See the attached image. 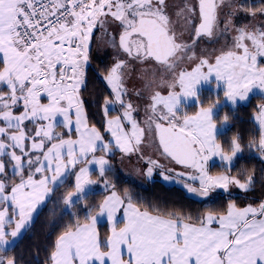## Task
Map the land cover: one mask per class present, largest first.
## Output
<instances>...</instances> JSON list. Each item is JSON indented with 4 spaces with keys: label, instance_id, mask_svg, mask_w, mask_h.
Instances as JSON below:
<instances>
[{
    "label": "snow or ice",
    "instance_id": "1",
    "mask_svg": "<svg viewBox=\"0 0 264 264\" xmlns=\"http://www.w3.org/2000/svg\"><path fill=\"white\" fill-rule=\"evenodd\" d=\"M169 7L174 5L168 0H0V87L8 89L0 91V264H17L3 253L69 177L74 188L63 203L75 219L55 240L50 264H264V202L241 208L230 201L224 213L209 210L191 222V216L142 209L129 189L117 191L109 178L113 166L108 157L117 151L139 154L148 177L156 169L163 175L165 169L159 159L141 151L145 128L126 99L127 60L117 58L103 76L112 93L100 106L103 132L89 122L81 88L90 42L94 30L109 23L121 28L112 46L124 56L173 70V80L161 81L170 89L168 94L153 91L146 107L150 115L145 123L155 134L159 155L184 169L168 168L171 175L164 179H179L201 198L216 190L228 193L232 186L247 191L253 176L248 169H242L243 180L232 175L234 162L246 148L264 161V102L256 104L258 135L246 145L234 135L227 150L216 121L219 99L208 107L199 104V86L213 76L218 89L223 82V95L233 107L252 95L264 98V28L234 26L240 13L254 19L264 16V3L198 0L194 6L184 0L175 14L184 17L186 32L191 29V43L174 30ZM197 10L199 23L193 27ZM221 18L223 31L237 33L234 44L220 50L214 62L197 58L193 51L187 58L199 62L191 71L176 73L179 53L194 49L201 36L217 35ZM190 101L199 105L194 114L185 110ZM18 107L22 111L17 114ZM113 109L120 114L110 115ZM228 120L225 115L223 123ZM26 122L37 126L28 129ZM57 127L66 129L67 138L55 131ZM217 163L225 171L212 174L210 166ZM100 184L106 194L90 205L87 197ZM76 205L82 206L83 219L76 216ZM102 219L110 225L103 241L98 229Z\"/></svg>",
    "mask_w": 264,
    "mask_h": 264
},
{
    "label": "trees",
    "instance_id": "2",
    "mask_svg": "<svg viewBox=\"0 0 264 264\" xmlns=\"http://www.w3.org/2000/svg\"><path fill=\"white\" fill-rule=\"evenodd\" d=\"M242 2H249V0H242ZM251 3H264V0H250ZM251 17L248 15V18ZM260 27L264 28V16H257ZM247 18V17H246ZM247 18V19H248ZM112 29V28H110ZM98 31V30H97ZM100 32H102L100 30ZM102 32L101 34H103ZM110 33V40L112 41V32ZM93 42L89 48V65L86 70L85 86L81 89L84 106L88 111L89 122L96 124L102 131V114L100 106L105 96H110V92L104 82L103 75L111 68L110 53H102V47L99 48L98 41L99 31L95 33ZM115 39L116 34L114 33ZM117 41V40H116ZM98 42V43H97ZM98 49L101 50L97 53ZM200 97L203 98L202 103H211L213 95L204 90ZM264 102V98L259 95H252L245 104H238L235 107H230L228 104H223L218 109L216 117L227 115L229 120L225 129L219 136L220 142L224 145L225 150L228 149L229 141L232 136L239 134L241 143L246 145L247 141L259 133L258 126L253 119L256 112V104ZM21 108L15 109L18 113ZM30 123L26 122V128H30ZM57 131L64 133L67 138V131L63 127H57ZM75 136V133L72 134ZM99 154V153H98ZM119 155V159H118ZM110 159L113 172L109 175L111 181L116 185L117 191L123 192L125 188L118 184L119 181L128 184L133 202L142 209L147 208L153 213H160L167 215L168 213H180L184 217L191 216V221H197V217L202 216L207 211L211 210L214 213L222 214L226 211L227 205L230 201H234L236 205H242L243 202L264 200V162L255 153H248L247 148L245 152L237 159L235 166L232 168L231 174L244 179L242 169H248L249 174L253 176L252 187L244 191L242 194H222L214 198L202 199L195 197L190 193H185L182 183H169L163 179H148L144 181L143 186H138L131 181H127L121 172L120 168V152H115L114 155L108 157ZM212 173L225 171L224 168L217 164L210 167ZM93 179H97V174H93ZM145 185V187H144ZM96 186H94L95 188ZM99 187V185H97ZM137 187L140 190H137ZM73 178L69 177L64 184L38 207L32 221L27 226L23 234L17 241L9 247V250L4 252L10 258L15 259L17 264H50V252L54 247V242L57 237L67 229V226L75 219L70 215L66 206L63 203V198L68 191L73 190ZM103 188L94 190V193L87 197L88 203L94 204L101 200L106 194L102 191ZM142 191V192H141ZM142 195H147L143 196ZM260 203V202H258ZM75 214L80 219H83L85 212L81 205H76ZM98 229L100 235L107 233L106 224H99Z\"/></svg>",
    "mask_w": 264,
    "mask_h": 264
},
{
    "label": "rangeland",
    "instance_id": "3",
    "mask_svg": "<svg viewBox=\"0 0 264 264\" xmlns=\"http://www.w3.org/2000/svg\"><path fill=\"white\" fill-rule=\"evenodd\" d=\"M168 3L170 5H174V7L168 8V13L171 16V20L173 22L172 26H173L174 30L176 31L177 34L183 33L182 40L184 42L191 43L192 39H193V34L191 32V29H189V31L186 32L185 26H184V17L183 16H177L175 14L179 10L180 6L183 5L184 0H168ZM197 3H198V0H192V4L194 6H196ZM246 17L248 18V15L245 13L238 14L235 17L234 26L239 27L242 24H255V26L257 28H263L262 26L260 27V25H259L260 23L258 21V17H256L255 19L253 17H249L247 19ZM198 23H199V19H198V10H197V19H195L192 22V26L194 27V26L198 25ZM224 27H225V22H224L223 18H221L220 22H219V30H218L217 35H214L213 37L201 36L200 38H198L196 40V45H195L194 49L185 50L183 53H179V55H181L182 59H180L177 62V65H176V68L174 71L176 73H178L181 70L191 71V69L193 67H195V64L198 63L199 60L198 59L189 60L187 58L188 56H190L192 54L193 51L195 52L197 58H208L210 60V62H214V57L219 54L220 50L227 49L228 47H230L231 45L234 44L233 37L237 35V33L235 32L234 29L229 30L227 32L223 31ZM110 28H112V29H110ZM97 30L100 33L98 36V41L100 42L98 47L99 48L102 47L101 45H102V40H103V49H101L102 50L101 54L106 53V52L110 53V55H111V57H110L111 67L114 65L117 58L125 59L128 62L129 67L124 70V72H125V86L128 89L126 99L131 101L134 105V108H135V111L133 112L134 118L140 124L141 127L145 128V139H144L143 144L141 146V151L146 156H151L152 158L160 160V162L165 166V169L163 170V175H171L170 173H168L166 171V169H168V168H175V170L178 172L183 171L184 169L182 167L175 165L174 163L168 161L167 159H165L164 157H161L159 155V152L156 150V144L153 142L155 134H154V132H152V133L148 132L147 125L145 123L146 120L148 119V116L150 115V112L146 111V107L150 103L149 96L152 94L153 91H159L162 95L168 94L170 89L165 84H162L161 81L173 80L174 79L173 70L168 69L166 66L160 65L158 62H155L152 60L146 61L144 63H140L134 59H131V58L124 56L119 51L118 46L114 48L112 46L111 40L109 39L111 36L109 31L112 32L113 36H114V33L116 34V40L118 41L119 34L121 32V28L118 26V24L109 23V24L105 25L104 28H97L96 30H94L93 37L96 35L95 33L98 32ZM100 30L104 33L101 34L102 32H100ZM93 37H92V40L90 42V46L93 42ZM245 42L250 43L248 41H245ZM101 50L98 49L97 53L100 54L99 52H101ZM261 62L264 63V59H262ZM88 65H89V63H88ZM88 65H87V67H88ZM86 70H87V68H86ZM107 73L104 74L103 76L107 75ZM150 81L152 82L151 86L146 87V85ZM107 88L110 92L109 97H111L112 93H111L108 86H107ZM223 88H224L223 82H220V88L219 89L217 88L216 82H215V77L213 76L211 82L204 83L201 86H199V104L204 106V107H208L211 104L215 103L217 101V99H219L220 104L216 110V114H217L220 106L223 104H228L230 107H233L231 103L226 101V99L223 95ZM0 89L3 90L4 87H0ZM204 90H206V92L209 93L210 95L215 96V97H213V99H211V103L210 102L202 103L203 98L200 97V94ZM6 91H8V89H5V92ZM176 91H179V87L176 88ZM137 92H139L140 95H137ZM81 96H82V94H81ZM246 102L247 101H240L237 103V105L238 104H245ZM198 106L199 105L197 103H195V102L191 103V101H190V103L188 105H185V110L187 111L188 114H194L198 110ZM119 114H120V111H118L116 109H113V111L110 113V115H113V116L119 115ZM254 115L252 116L253 119H254ZM223 117H224L223 115H221L219 118L216 117L217 125H218V127L222 128V131L226 127V124L223 123ZM125 127H126V129H129L130 125H128L126 123ZM102 132H103V124H102ZM73 138H75V136H73ZM248 153H250V152L248 151ZM118 159H119V155H118ZM118 161L120 162L121 172L125 176V179L127 181L129 180L135 184H138V186H140V187L143 186V184H144L143 182L144 181L146 182V180H148V179H161V180L163 179L164 181H168L169 183H179V182L182 183L181 185H182L183 189L185 190V193H187V194L190 193L187 190V188L185 187V183L181 182L179 179H169V180L164 179L163 175H161V171H162L161 169L154 170L153 175L151 177H148L145 174L146 163L142 159H140L139 154L123 155L122 153H120V160H118ZM236 161L234 163H236ZM137 169H139V171H137ZM219 173L220 172L212 173V174H219ZM188 183H191L193 187H197V188L199 187L198 183L191 182V181H188ZM118 184H120V186L123 188L128 187V184L122 183L121 181H119ZM144 187H145V185H144ZM95 188L96 189L103 188V185L100 184L99 187L96 186ZM127 189H129V188H127ZM137 190H140V188L137 187ZM129 191H130V189H129ZM130 193H132V191H130ZM242 193H244V190H241L235 186H232V187H230V190L228 193H225L222 190H216L215 192L211 193L208 198H214V197H217V196L222 195V194L230 195V194H242ZM190 194H192V193H190ZM192 195H194L195 197L201 198L195 194H192ZM143 196H147V195H142V197ZM202 199H207V198H202ZM231 202H234V201H231ZM258 202L261 203V202H264V200H259V201L256 200L255 202L247 200V201L243 202L242 205H237V206L241 207V208H243L247 205H252L254 207H258L260 204ZM35 213H34V215H35ZM34 215H33V217H34ZM191 222H194V221H191ZM195 222H197V221H195ZM104 223L107 226V233L102 235V237L100 235L101 241H103L106 238V236L109 234V229H110V225L107 221H105L103 219L98 221V225L104 224ZM213 226L215 227L216 225H213ZM24 231H25V229L22 231V234ZM18 238H16L15 240H12V238L9 237V239L12 240V243L9 245V247L12 246L17 241Z\"/></svg>",
    "mask_w": 264,
    "mask_h": 264
},
{
    "label": "crops",
    "instance_id": "4",
    "mask_svg": "<svg viewBox=\"0 0 264 264\" xmlns=\"http://www.w3.org/2000/svg\"><path fill=\"white\" fill-rule=\"evenodd\" d=\"M5 89H7L6 87H4V89L2 90V89H0V91H5ZM42 102H44V103H46L47 102V100H46V98H44L43 96H42ZM21 111H22V108H21ZM19 113V112H18ZM17 113V114H18ZM57 119H61L60 117H58ZM31 126H30V128L29 129H32V128H35L37 125H34V124H30ZM55 131H57L56 129H55ZM57 132H59V131H57ZM106 221V220H105Z\"/></svg>",
    "mask_w": 264,
    "mask_h": 264
}]
</instances>
